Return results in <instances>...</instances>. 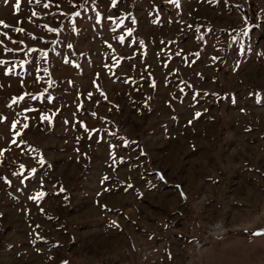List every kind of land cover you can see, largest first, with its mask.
<instances>
[{"label": "rangeland", "instance_id": "obj_1", "mask_svg": "<svg viewBox=\"0 0 264 264\" xmlns=\"http://www.w3.org/2000/svg\"><path fill=\"white\" fill-rule=\"evenodd\" d=\"M0 22V264H264V0Z\"/></svg>", "mask_w": 264, "mask_h": 264}, {"label": "bare ground", "instance_id": "obj_2", "mask_svg": "<svg viewBox=\"0 0 264 264\" xmlns=\"http://www.w3.org/2000/svg\"><path fill=\"white\" fill-rule=\"evenodd\" d=\"M92 211H94V210H92ZM88 213H89V212H88ZM92 213H93V212H91V214H92ZM222 229H224V228H223V226H222L221 224H215V225H213L212 228H211L212 232L222 231Z\"/></svg>", "mask_w": 264, "mask_h": 264}, {"label": "snow or ice", "instance_id": "obj_3", "mask_svg": "<svg viewBox=\"0 0 264 264\" xmlns=\"http://www.w3.org/2000/svg\"><path fill=\"white\" fill-rule=\"evenodd\" d=\"M0 23H2V22H0ZM121 39H123V38L121 37ZM13 127H15V123L13 124ZM25 127H27V125H25Z\"/></svg>", "mask_w": 264, "mask_h": 264}]
</instances>
